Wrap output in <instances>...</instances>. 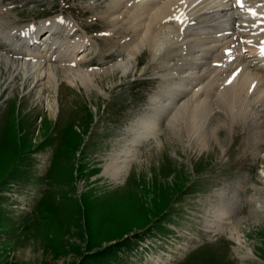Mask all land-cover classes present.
<instances>
[{
    "label": "rangeland",
    "instance_id": "obj_1",
    "mask_svg": "<svg viewBox=\"0 0 264 264\" xmlns=\"http://www.w3.org/2000/svg\"><path fill=\"white\" fill-rule=\"evenodd\" d=\"M133 1L0 0V264H264V107L232 118L216 104L221 79L202 94L213 108L202 145L179 112L187 97L172 93L207 71L205 50L227 47L214 40L233 15L202 5L196 24L161 27L172 34L160 56L146 45L130 56ZM261 9L239 18L253 40ZM55 17L58 33L42 31L51 84L21 71L33 55L12 36ZM148 119L159 134L141 140ZM114 155L129 161L119 176Z\"/></svg>",
    "mask_w": 264,
    "mask_h": 264
},
{
    "label": "bare ground",
    "instance_id": "obj_2",
    "mask_svg": "<svg viewBox=\"0 0 264 264\" xmlns=\"http://www.w3.org/2000/svg\"><path fill=\"white\" fill-rule=\"evenodd\" d=\"M198 1L199 0L133 1L130 23L135 26L134 27L135 30L137 29V32H135L136 42L133 41L128 43L125 50L129 52L130 56H135L137 48L138 47L140 48L141 45H146L150 49V51L152 50L151 52L154 53L155 57L160 56L164 51L165 47L167 46L168 40L171 38L170 36L172 34L171 30H168L164 33V31H162V28L166 25H173L175 21H180L181 18L178 12L179 11L186 12L184 11L185 9L184 7L192 6ZM214 2H216V0H205L203 4L206 5L209 4L210 6ZM220 2H222V0H220ZM241 2H246L248 4H252V3L264 4V0H234V3H231L228 9L232 10L233 9L232 7L234 6L236 9V4L239 3L241 4ZM185 4H187L188 6H186ZM115 5L116 6L122 5V0H116ZM220 6L224 7V4H221ZM226 6H228V4L227 5L225 4V8ZM201 9H207V8L203 7ZM123 12H120L119 16H121L122 14L125 15ZM186 13H188V10ZM60 26H61V22L58 19H55L48 22L46 25L39 26L38 28L28 27L23 30V34L25 36L26 41L22 45L24 47L22 50L26 51L31 55L37 53L39 58L38 60H34L32 62H26V61L22 62L21 71L24 74L25 73L31 74L32 77L39 80L43 78H47L51 84H52V80L54 79L57 80L58 78H60V76H58L57 74L58 71L54 70L53 67L44 66V62L51 61L52 54L55 53L52 44L40 48V45H37L36 42L40 30H42V28H48V31L52 36L53 33L56 31V29H58ZM260 36L262 38L264 34ZM136 45H138V47ZM263 45L264 43L260 40L256 42L254 41L253 43H249V42L243 43V47L244 49H246L248 54H251V56L255 57V60H251L248 62L249 65L245 66L243 59H237L231 66H229L230 68L228 69V71H225V73L221 74L222 75L221 77L223 78L218 77V75L221 72L220 71L219 73H217L216 77H214V79L212 80L209 79V76H212V74H215L216 72H214L215 70L213 71V68H211L210 71L200 72L201 75L199 74V76L194 79L195 81L190 84L191 90L175 91L177 96H182V97L186 96L188 99L186 104L179 106V112L180 115L183 117V120H185L186 122L190 137L194 138L195 139L194 141L196 143H202V145L205 144V135H204V130H203L204 127L202 124V120L207 121L208 115L210 114L209 112L213 109L211 108L210 110L212 104L207 106L208 105L207 103L209 102L205 104V101L203 100L204 95L202 96V94L207 95L206 92L209 93L211 89L216 86L215 83L218 82L216 81L217 79L219 81L223 79L224 82L223 84H221L222 89L219 90L220 92L219 94H217L218 98L216 100V104L220 105V109L229 112L232 118L246 117L247 115L249 116L250 114L248 112V108L251 105L260 104L264 107V51H263L264 46ZM82 46L83 45H78V44L75 45L74 55L76 54V51L78 49L82 48ZM187 48L189 49V47ZM240 50H241V45L240 47L236 46L233 49L232 54L240 53ZM7 60L10 61V59ZM240 66H244V67H240ZM218 71L219 70H217V72ZM67 75H70V72H68ZM71 75H74V77H76L77 80L81 81L83 85L86 84L87 78L90 77L87 72L86 74H83L82 72L79 71L71 72ZM73 82L70 81V83ZM225 82H229V83L225 85ZM204 83L206 84L203 89H205L206 92L203 89L201 90H203L204 92L201 93L199 90L196 91L193 90L195 84H204ZM50 87H54V86L51 85ZM207 96L208 97L206 98H209L210 96H212V94H208ZM52 113H55L54 109ZM143 124L144 126L139 128L140 131L142 130L141 132H144V136L141 138V140L143 139L149 140L152 136H154L155 132H158L156 131L158 128L157 126H154V121L151 120L145 121ZM170 125L173 128L176 127L177 119L171 121ZM138 127L139 126H137L136 128ZM134 131L136 133L138 129H134ZM155 135L158 134L156 133ZM138 143L139 142H137L136 144ZM124 156H127V153ZM124 156L120 155V157H118L117 155H114L113 157H111L112 162L110 166H113L111 172H113V174L117 176L121 174L123 169L126 167L127 163H129V161L124 162L122 160Z\"/></svg>",
    "mask_w": 264,
    "mask_h": 264
}]
</instances>
